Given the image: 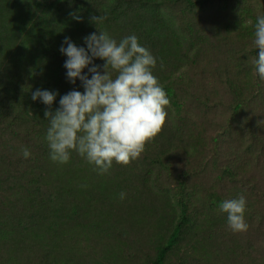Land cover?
Returning a JSON list of instances; mask_svg holds the SVG:
<instances>
[{"label": "rangeland", "instance_id": "obj_1", "mask_svg": "<svg viewBox=\"0 0 264 264\" xmlns=\"http://www.w3.org/2000/svg\"><path fill=\"white\" fill-rule=\"evenodd\" d=\"M197 1L158 0L137 16L144 21L133 33L151 44L157 61L153 74L170 100L165 127L139 159L114 164L99 175L74 152L62 166L13 140L6 122L0 125V264H23L28 255L36 264L42 258L47 264H148L179 218L180 193L189 205L192 228L169 254V263L205 257L217 240L238 249L237 254L228 251L230 260L224 263H260L264 80L255 72L258 50L252 40L264 0ZM68 21L51 1L0 0V35L6 40L1 37L2 74L22 88L27 78L46 82L53 60L38 53L49 34L65 38L77 31ZM107 32L118 38L117 31ZM94 64L103 72L104 61ZM76 90L83 92L81 82ZM24 148L31 152L28 159L41 157L52 204L64 208L53 209L45 224L33 223L38 215L33 210L38 201H32L38 190L34 167L39 163H23ZM15 178L33 195L19 188L4 194ZM121 192L126 193L123 200ZM240 195L247 201L248 230L233 232L219 206ZM42 246L53 252L41 251Z\"/></svg>", "mask_w": 264, "mask_h": 264}, {"label": "clouds", "instance_id": "obj_2", "mask_svg": "<svg viewBox=\"0 0 264 264\" xmlns=\"http://www.w3.org/2000/svg\"><path fill=\"white\" fill-rule=\"evenodd\" d=\"M92 19L97 25L104 17ZM83 43L86 47L66 36L59 49L66 57L67 80L73 85L79 80L83 92L73 90L59 96L56 91L37 89L31 99L46 106L45 139L51 161L66 164L75 152L104 175L114 164L129 165L141 157L165 127L170 100L153 74L156 58L136 35L117 41L98 29V34L85 36ZM252 43L258 50L255 72L264 80V14L256 18ZM95 59L104 61L103 72ZM57 96L59 107L51 111ZM22 156L28 159L31 152L24 148ZM125 197L126 193H119L120 199ZM219 211L226 214L233 232L248 230L245 196L222 201Z\"/></svg>", "mask_w": 264, "mask_h": 264}, {"label": "trees", "instance_id": "obj_3", "mask_svg": "<svg viewBox=\"0 0 264 264\" xmlns=\"http://www.w3.org/2000/svg\"><path fill=\"white\" fill-rule=\"evenodd\" d=\"M29 1L38 2V0ZM43 1H51V7L53 10L69 17L68 22L72 25L71 30L73 28L77 31H73V35L68 37H70L78 46H85L83 38L93 32L98 34V29L103 31H117L119 35H122H117L118 38L116 39L118 41L126 36L135 35L133 31H135L138 25H140L139 23L143 24L144 21L137 20L140 17L139 12L148 7L153 8L158 3V0ZM203 1L205 0H199L196 3ZM100 16L104 17V19L96 25L92 18ZM76 17H79V19ZM134 17L136 18V21L133 20ZM129 31H131V33ZM48 36V41L42 45L41 50L39 49L40 51L38 50V54L42 55L40 58L53 60V64H51L52 74L48 75L46 82L44 79L31 80V78H27L24 82L25 88H22L15 78H7L0 71V125H3L4 122H6L7 124L5 128L8 129V131L10 130V137H12L13 140L20 142L21 144H28L33 150L36 149L37 151H40V155L44 159L50 158L47 141L45 139L48 127V121L44 115L46 106L39 101H33L31 99V93L37 89H47L50 91H56L59 93V96H62L70 91L76 90V85L78 87L80 83V81L77 80L76 84L73 85L69 83L66 78V69L64 68L66 57L59 51L65 38H60L56 34H49ZM1 37L5 40V37L0 35V44L4 41ZM139 39L141 40L142 37H138V41ZM139 43L144 45L149 51L152 50L151 44L148 42L144 41ZM5 67L0 68V70L5 72ZM26 75L29 76V74ZM59 96H57L56 104H54L52 109L49 110L55 111V109L59 107ZM72 156L74 157L73 154ZM41 157L38 159H27V161L23 162L31 165L39 163L37 167H34V171L38 173V179L36 181V185H38V190H36L37 195H33L28 189H25L26 187L20 182L21 179L16 178L14 179V186L9 188V191L3 192L4 194H12L16 191V188H19V191L25 190L28 197L33 195L34 197L32 201H38V208L33 207L34 212H37L38 214L37 217L34 218L37 219V221H34L33 219V223L35 222L37 225H39V223L45 224L48 221L46 217L53 209L64 210V208L58 206L59 202L53 200L54 205L52 204L50 195L52 198L54 196L50 189L51 183H48V176L43 173L45 166L41 165V162H43ZM80 160L82 161V158H80ZM64 165L65 164L62 166ZM184 185L185 181L181 183V187ZM181 195L182 194L180 193L177 199L179 218L165 243L158 249L156 256L148 264H227L224 263V261L230 260V253L228 251L232 254H237L238 249L233 247L232 250H230L228 247L229 245L221 243L219 240L211 244L212 252L208 253L205 257L199 255V257L193 259L194 261L192 263H189L185 259L175 263H169L167 261L169 254L185 238L190 228H192L189 205ZM6 197L7 196H4L3 198ZM75 202L72 203V206L75 205ZM0 204H3L2 200H0ZM26 208L27 206L25 209ZM26 212L29 211L26 210ZM48 226L49 228L51 227L50 225ZM42 250L46 253L53 252L49 246H42L41 251ZM27 257L28 258L23 264H36L32 262V257H30V255ZM44 260L45 259L42 258L39 260L38 264H47V258L45 261ZM257 262L258 261L251 264H264V256L259 260L260 263Z\"/></svg>", "mask_w": 264, "mask_h": 264}]
</instances>
